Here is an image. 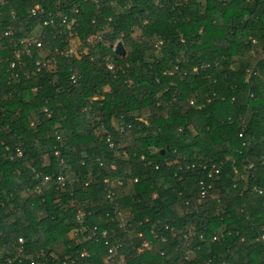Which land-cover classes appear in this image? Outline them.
<instances>
[{
	"label": "trees",
	"instance_id": "trees-1",
	"mask_svg": "<svg viewBox=\"0 0 264 264\" xmlns=\"http://www.w3.org/2000/svg\"><path fill=\"white\" fill-rule=\"evenodd\" d=\"M59 12L76 19V45L107 44L39 72L25 58L9 80L6 28L56 55L68 40ZM50 13L61 35L42 27ZM117 42L125 57L108 55ZM247 69L259 74L247 81ZM58 175L64 188L43 181ZM262 235L264 0H0V264H18V239L38 264H264Z\"/></svg>",
	"mask_w": 264,
	"mask_h": 264
},
{
	"label": "built area",
	"instance_id": "built-area-1",
	"mask_svg": "<svg viewBox=\"0 0 264 264\" xmlns=\"http://www.w3.org/2000/svg\"><path fill=\"white\" fill-rule=\"evenodd\" d=\"M75 13L77 10L74 11ZM29 15L33 18H40L41 15L44 16V10L39 7H33L29 10ZM57 21L61 23L62 26H64V30L66 34H68V40L65 41V46L62 50L59 48H55L54 52L57 53L56 55H53L48 49H46L43 45V43L40 40V37L35 36V37H28V38H16L13 39L15 31L11 28H6L4 33L2 34L3 37L9 38L10 40V57L12 58L11 60L8 61V72L10 74L9 80L11 81H16L20 79V74L19 71L23 67V59L28 58V59H34V67L37 72H39L41 69H47L48 67L55 65L57 63V57H65V58H81L84 55H87L88 51L90 48H95L97 46L101 45H106L107 42H105V39L103 38L102 35H98L95 37H90L86 39V47L82 48L80 44L76 45L74 41V37L72 35V31L74 28V25L76 23L75 18H69L67 15H62L60 12L57 13ZM54 15L53 14H48L42 21V27H54L55 30H57V33L61 35L62 31H58L59 27L57 28L58 23H55ZM57 28V29H56ZM252 44H255V39H250ZM115 45L112 46V48ZM35 54V55H34ZM105 67L107 70L110 72H113V65L111 62L106 60ZM259 72L256 69H247L246 70V78L247 81L252 76L258 75ZM26 78L28 79V75H26ZM70 82L74 87H78V80H77V73L72 72L70 77ZM252 97V94L250 95ZM192 104V102H190ZM131 128L130 125L126 124H121L117 128V133L118 136L120 137L125 133L126 130H129ZM101 133L105 135V143L108 145L110 149L114 148V142L109 134L105 130H101ZM244 146H249L248 143L243 144ZM226 161H232L230 158H227ZM62 163V162H61ZM212 165L210 168V171L207 175L209 179L213 178V176L218 175L220 173V166ZM196 166L195 164L191 165L190 167H187V169H194ZM199 168L206 170V166L204 165H199ZM252 165L248 164L247 168H251ZM155 169H158L157 167ZM44 182H51L54 184L58 189L59 188H64L66 186V179L62 175H58L56 177H44L43 178ZM121 182L118 183L119 186H121ZM199 185L201 187V192H200V199L203 201L206 197H208V191L211 190V185H208L207 187H204V182L201 181L199 182ZM114 186V185H113ZM112 186V187H113ZM113 196V193L110 192L108 194V198L111 199ZM84 213H78L77 221L81 225L84 222ZM121 228L129 230L130 228L128 226H125L124 224H120ZM95 230V229H94ZM83 231V234L80 233ZM88 233V229L84 226H81V228L78 229L77 231V236L78 237H83ZM108 235L107 231L102 232V236L106 237ZM151 235H154L151 233ZM223 233H220L219 235H215L212 238V241H217L220 238H222ZM141 237V235H139ZM196 237V234L194 232H190L184 236L186 241L189 243V240ZM200 239L202 238V235L199 236ZM164 238L161 239L162 242H164ZM260 240L264 242V235L261 236ZM243 241V240H242ZM258 241V239L256 240ZM187 243V244H188ZM105 245H108V241H105ZM119 248H121L120 244H116L112 247H109L107 250V260H113L117 259L119 255ZM149 242L146 240H143L142 243L140 244V247L137 249V253H143L145 250H149ZM44 257L42 253L35 254L34 256L26 254L25 251V246H24V241L22 239H18L17 242V247H16V253H15V260H17L18 264H21L22 262H26L28 264H38V261L40 258ZM8 264H11L10 260H7ZM61 264H75L73 261L72 262H62ZM115 264H125L124 259L121 257H118V261Z\"/></svg>",
	"mask_w": 264,
	"mask_h": 264
},
{
	"label": "water",
	"instance_id": "water-1",
	"mask_svg": "<svg viewBox=\"0 0 264 264\" xmlns=\"http://www.w3.org/2000/svg\"><path fill=\"white\" fill-rule=\"evenodd\" d=\"M108 55L112 58H116L117 56L119 57H125L126 56V51L122 45V43L118 42L113 48L108 47L107 48Z\"/></svg>",
	"mask_w": 264,
	"mask_h": 264
},
{
	"label": "rangeland",
	"instance_id": "rangeland-1",
	"mask_svg": "<svg viewBox=\"0 0 264 264\" xmlns=\"http://www.w3.org/2000/svg\"><path fill=\"white\" fill-rule=\"evenodd\" d=\"M116 11L120 12V9H118V8H117V9H116ZM137 36H138V34H137V33H135V34H134V37H135V38H137ZM117 43H118V42H117ZM117 43H116V44H117ZM116 44H114V45H116ZM124 49H125V51H126V53H127V50H126V48H125V47H124ZM163 85H164V87L166 88L167 84H166V83H164ZM80 233H82V234H83V231H81Z\"/></svg>",
	"mask_w": 264,
	"mask_h": 264
}]
</instances>
